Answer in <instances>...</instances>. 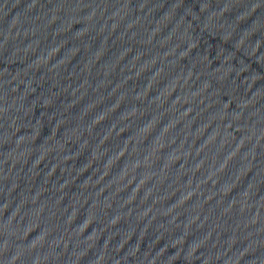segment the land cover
I'll use <instances>...</instances> for the list:
<instances>
[{"label": "water", "instance_id": "obj_1", "mask_svg": "<svg viewBox=\"0 0 264 264\" xmlns=\"http://www.w3.org/2000/svg\"><path fill=\"white\" fill-rule=\"evenodd\" d=\"M0 264H264V0H0Z\"/></svg>", "mask_w": 264, "mask_h": 264}]
</instances>
